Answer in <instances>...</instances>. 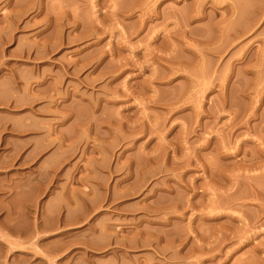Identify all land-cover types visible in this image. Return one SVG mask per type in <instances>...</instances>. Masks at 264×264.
<instances>
[{
	"label": "rangeland",
	"instance_id": "374dc122",
	"mask_svg": "<svg viewBox=\"0 0 264 264\" xmlns=\"http://www.w3.org/2000/svg\"><path fill=\"white\" fill-rule=\"evenodd\" d=\"M0 264H264V0H0Z\"/></svg>",
	"mask_w": 264,
	"mask_h": 264
}]
</instances>
